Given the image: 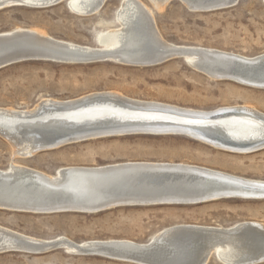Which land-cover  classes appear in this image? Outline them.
Here are the masks:
<instances>
[{
	"label": "rangeland",
	"instance_id": "obj_1",
	"mask_svg": "<svg viewBox=\"0 0 264 264\" xmlns=\"http://www.w3.org/2000/svg\"><path fill=\"white\" fill-rule=\"evenodd\" d=\"M153 10L164 41L188 47L212 48L245 57L264 54V1L238 0L211 12H193L176 0ZM121 0H106L90 17H79L59 4L49 8H7L0 11V33L16 28L38 29L48 36L81 45L98 46L100 32L118 27ZM115 92L128 100L157 103L192 111L251 107L264 115V89L216 80L171 58L150 66L114 62L64 64L25 61L0 69V109L27 110L44 99L69 101L92 93ZM105 136L40 151L30 158L13 155L0 137V169L20 164L54 175L64 167H96L125 162L183 163L231 175L264 180V147L249 153L217 149L184 134ZM264 224V199L223 198L188 205L123 206L100 213L33 214L0 209V227L37 239L69 241L128 240L145 243L176 225L228 228L240 222ZM64 249L44 254L0 253V264H132L101 256L68 255ZM95 256V257H94ZM207 264H222L210 257ZM264 264V261L255 263Z\"/></svg>",
	"mask_w": 264,
	"mask_h": 264
},
{
	"label": "bare ground",
	"instance_id": "obj_2",
	"mask_svg": "<svg viewBox=\"0 0 264 264\" xmlns=\"http://www.w3.org/2000/svg\"><path fill=\"white\" fill-rule=\"evenodd\" d=\"M148 1L153 8L161 10L171 0ZM176 1L193 12L227 9L238 2V0ZM62 2L72 14L79 17H90L102 9L106 0H0V9L13 6L41 9L44 6H55ZM115 21L117 28L108 29L97 35L98 46L96 47L57 40L38 29L16 28L0 33V37H12L15 34L29 35L31 38L10 39L8 43H14L17 46H22L24 43V46L36 51L34 55L45 53L47 55L42 56L55 58L52 62L64 64L106 61L146 67L156 65L155 63L159 60L175 57L182 59L195 71H207L216 76L221 75L217 67H226L224 66L226 64L205 60L200 56L201 53L251 61V63L264 58V54L245 57L212 48L178 46L168 43L161 38L157 30L153 10L141 0H121ZM1 42L0 48L8 45ZM11 58L5 55L0 60L6 62ZM233 70L238 74L242 72L260 75L251 68L234 66ZM209 77L213 78L212 75ZM262 82L261 80L249 83L253 84L252 88L263 89L257 87L263 85ZM151 132L167 133L165 135L180 133L220 150L251 153L264 147V115L249 106L224 107L210 112L192 111L152 102L132 101L115 92L92 93L69 101L44 99L34 108L27 110L0 109V137L7 141L12 147L13 155L19 158H30L40 151L56 149L82 140L110 135L151 134ZM132 168L150 170L151 174L148 175L151 177V184L164 185L165 181H180L177 174L188 172L205 177L213 176L221 180L213 182L217 186L212 189L208 188L206 193L226 192L232 188L240 189L242 192L262 191L264 193V180H251L183 163L125 162L96 167L74 166L60 168L54 175H49L12 162L7 170L0 169V209L22 213L51 214L46 213L45 210L70 208L71 204L75 205L71 200L73 196L81 193L82 189L78 188V185L96 183V186L100 183L97 181L107 177H100V175L107 173L115 172L112 179H109L111 182L119 183L118 186L122 185L121 189L129 184L137 186L145 184L142 181L147 177L124 172ZM91 174L97 175L93 181L85 178ZM199 181L205 183L209 180L204 178ZM222 183L227 186H220ZM165 192L167 191L163 190L158 193L162 194L161 196L151 197V199L140 195L126 197L125 194L116 195L114 193L104 196L101 201H109V198L128 202L172 201L185 197L181 194ZM58 195L67 196L70 201L51 200ZM196 196L197 194L188 195L186 198L197 199ZM81 208H88V205ZM150 242L153 243L152 247L155 250L153 258L159 257L158 255L162 253L163 259L169 257L174 264H207L210 257H214L222 264H242L264 258V224L249 221L240 222L228 228L176 225L163 229L145 243L128 240L75 243L64 237L43 240L0 227V253H25V250L33 251L56 245L64 249L68 255H80L78 247L96 249L103 246H121L125 251L121 252L123 255L136 254L137 256L142 249L148 248L147 245ZM176 244H178L177 248Z\"/></svg>",
	"mask_w": 264,
	"mask_h": 264
},
{
	"label": "water",
	"instance_id": "obj_3",
	"mask_svg": "<svg viewBox=\"0 0 264 264\" xmlns=\"http://www.w3.org/2000/svg\"><path fill=\"white\" fill-rule=\"evenodd\" d=\"M64 2L60 3L63 4ZM59 5V4H57ZM56 6V5H55ZM16 7V6H13ZM9 7V8H13ZM53 6H44L43 8H49ZM7 8H1V10H4ZM24 38L26 39L31 38L29 35H18L15 34L12 37H0V41H2V44H8L4 48H0V58L2 56H10L12 57L10 60L6 62H2L3 60H0V69L5 68L7 66L20 63V62H25V61H51L55 60V58L47 57V56H42L44 54L39 53V55H34V52L36 51L32 50L28 46H24L25 44L23 43L22 46H17L16 44H10L8 43V40L10 39H17V38ZM9 38V39H8ZM6 41V42H4ZM47 55V54H45ZM200 56L203 59L207 60H212L215 62H221L223 64H226L224 66L226 67H217L219 69L221 75H214L210 74L209 72L202 71L201 73L205 74L206 76L209 77V75L213 77V79L216 80H227V81H232L244 86L251 87L253 84L249 83L250 81H263V85L257 86L258 88H263L264 89V58H259L253 63L251 61H244V60H239V59H234V58H223L221 56H213L209 54H200ZM175 58V57H174ZM165 60H159L157 63H162ZM262 62V63H261ZM151 64V63H149ZM148 64V65H149ZM218 64V63H217ZM219 66L220 63H219ZM242 67V68H248V69H253L255 72H257L260 75L257 74H250V73H236L235 70H233V67ZM214 75V76H213ZM259 76V77H257ZM242 79V80H240ZM247 81V82H246ZM124 172L126 173H133L138 176H144L147 177L146 180L142 181L145 184H142L140 186H137L136 184H129L128 186L124 187V189H121L118 186L119 183L111 182V177L114 173H107L104 175H100V177H105L101 179L99 184L95 186L94 183H85V184H92V185H85V186H79L78 188H81L82 190L80 194H75L71 200H73L74 204H71L70 208H62V209H53V210H45V212H49L51 214L55 213H67V212H75V213H84V214H93V213H100L109 209L117 208V207H123V206H144V205H188V204H199V203H204L212 200H217V199H223V198H234V197H242L245 199H264V193L262 191H250V192H242L240 189H233L232 190H227L226 192H216V193H206L208 188H213L216 187L217 185L214 184L213 182L215 181H221L219 179L214 178L213 176L211 177H205V176H200L196 173H179L177 174L178 179L180 181H165L164 185H159V183L151 184V177H149L148 174H151L150 170H145V169H140V168H132L125 170ZM111 175V176H110ZM147 175V176H146ZM96 174H91L86 176L85 178H89V181H93L96 178ZM111 178V179H109ZM207 178L209 180L208 182L202 183V181H199L200 179ZM156 179V178H154ZM141 182V181H140ZM159 182V181H158ZM81 183V182H80ZM163 186V187H162ZM222 187L227 186L226 184L220 185ZM166 187V188H164ZM167 191L165 193H177L181 194L185 197L183 198H176L175 200L172 201H161V200H137L133 202H128L127 200H116V199H111L109 201H101V199L104 196H107L109 194H116V195H123L125 194L126 197L130 195H140L144 197H158L161 196L162 194H158L160 192ZM86 191V192H85ZM152 193V194H151ZM254 193V194H250ZM198 197L197 199H191V198H186L188 195H196ZM121 197V196H120ZM68 199L69 197L63 196V195H58L54 196L51 200H59L62 202L65 201H70L65 200ZM83 203H86L88 205V208H81L82 206L87 207V205H82ZM65 204V203H63ZM79 204V205H77ZM91 204V205H90ZM90 205V206H89ZM176 244V248H177ZM148 248L147 249H142L140 253L136 254H128L127 256L123 255L121 252H125L124 248L121 246L119 247H98L96 249L92 248H85V247H78L80 251V255H95V256H101L105 257L107 259H113V260H118V261H124V262H129L132 264H174L169 257L163 259L161 257V254L158 255L159 257L156 256V258H153L155 256V250L153 249V243L150 242L148 243ZM151 246V247H150ZM182 246V245H180ZM151 248V249H150ZM61 249L59 246H50V247H42L41 249L33 250V251H26L25 253L28 254H44L48 253L54 250ZM123 250V251H122ZM150 252V253H149ZM151 255V256H150ZM264 261L263 259L254 261V262H246L242 264H255Z\"/></svg>",
	"mask_w": 264,
	"mask_h": 264
}]
</instances>
